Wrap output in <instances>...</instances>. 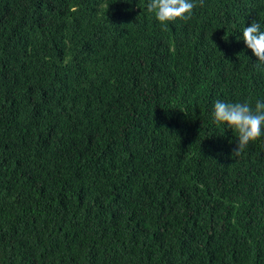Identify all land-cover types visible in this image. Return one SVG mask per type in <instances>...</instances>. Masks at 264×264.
<instances>
[{
  "label": "trees",
  "instance_id": "trees-1",
  "mask_svg": "<svg viewBox=\"0 0 264 264\" xmlns=\"http://www.w3.org/2000/svg\"><path fill=\"white\" fill-rule=\"evenodd\" d=\"M148 2L0 0V264H264V136L213 115L264 101V0Z\"/></svg>",
  "mask_w": 264,
  "mask_h": 264
},
{
  "label": "clouds",
  "instance_id": "clouds-1",
  "mask_svg": "<svg viewBox=\"0 0 264 264\" xmlns=\"http://www.w3.org/2000/svg\"><path fill=\"white\" fill-rule=\"evenodd\" d=\"M200 5H203V0H200ZM196 6L195 0H149L147 12L154 14L162 26H167L178 19H191ZM242 33L247 48L258 58L257 66H264V31L261 30V25L253 20L250 26L244 27ZM213 115L217 126L226 125L238 134V146L233 150V155L250 156V153L244 150L250 143L264 136V101L257 100L253 107L246 102L231 103L218 100L214 104Z\"/></svg>",
  "mask_w": 264,
  "mask_h": 264
}]
</instances>
